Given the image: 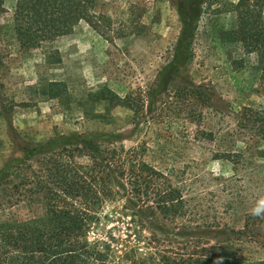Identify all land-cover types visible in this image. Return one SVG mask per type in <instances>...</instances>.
<instances>
[{
  "label": "rangeland",
  "instance_id": "obj_1",
  "mask_svg": "<svg viewBox=\"0 0 264 264\" xmlns=\"http://www.w3.org/2000/svg\"><path fill=\"white\" fill-rule=\"evenodd\" d=\"M90 1L93 12L105 19L104 35L80 22L68 35L21 49L13 32L15 0H4L0 169L21 157L20 147L55 135L127 133L136 124L124 145L145 142L150 162L188 173L194 190L207 203L216 201L223 217L229 190L237 193V213L226 215L228 224L239 228L245 212L264 211L261 151L253 149L247 164L233 165L214 156L216 142L211 145L205 134L231 133L233 114L241 107L264 108V70L230 34L234 17L229 6L237 0H208L212 5L204 6L194 23L190 59L174 77L167 76L173 79L163 88L157 85L159 74L173 58L182 27L180 0ZM200 1L189 0L192 6ZM193 86L212 95L209 104L194 97ZM103 95L132 96L139 115ZM258 224V242H239L240 259L232 264L264 261V217ZM125 228L124 219L107 217L94 233L123 237Z\"/></svg>",
  "mask_w": 264,
  "mask_h": 264
},
{
  "label": "trees",
  "instance_id": "obj_2",
  "mask_svg": "<svg viewBox=\"0 0 264 264\" xmlns=\"http://www.w3.org/2000/svg\"><path fill=\"white\" fill-rule=\"evenodd\" d=\"M211 5L179 1L181 32L159 87L190 59L194 23ZM263 6L264 0L229 6L233 40L262 70ZM3 11L0 0V15ZM12 18L21 49L68 35L80 22L104 35L105 19L93 12L90 0H15ZM191 88L195 98L210 103L211 94ZM103 96L139 115L132 96ZM233 120L231 133H205L211 145L216 142L214 156L244 165L255 149L264 158V108L241 107ZM136 130L135 124L127 133L55 135L20 147L21 157L0 169V264H232L240 259L239 242H258L263 210L245 212L239 228L228 224L226 215L237 213V193L229 190L223 217L216 201L207 203L194 190L188 173L150 162L145 142L126 147L123 138ZM222 187L228 193V186ZM107 217L124 219L123 237L94 233Z\"/></svg>",
  "mask_w": 264,
  "mask_h": 264
}]
</instances>
